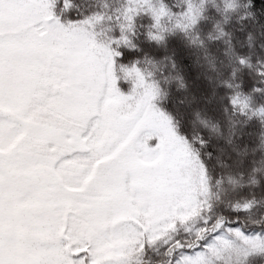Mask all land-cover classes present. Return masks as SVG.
Returning a JSON list of instances; mask_svg holds the SVG:
<instances>
[{
  "label": "snow or ice",
  "instance_id": "1",
  "mask_svg": "<svg viewBox=\"0 0 264 264\" xmlns=\"http://www.w3.org/2000/svg\"><path fill=\"white\" fill-rule=\"evenodd\" d=\"M71 7L0 0V264H132L205 206L196 185L207 184V167L139 70L122 65L118 43L128 37L100 41L93 29L103 16L66 17ZM253 115L264 120V107ZM228 231L246 254L264 253V233ZM208 235L206 219L195 244L175 241V264L239 247L223 235L203 243Z\"/></svg>",
  "mask_w": 264,
  "mask_h": 264
},
{
  "label": "trees",
  "instance_id": "2",
  "mask_svg": "<svg viewBox=\"0 0 264 264\" xmlns=\"http://www.w3.org/2000/svg\"><path fill=\"white\" fill-rule=\"evenodd\" d=\"M61 11L66 17L102 15L93 29L102 42L128 37V43H118L122 65L139 70L144 85L156 93L155 105L207 167L202 214L134 252L132 264H175L181 255V250L169 255L175 241L195 244L206 219L209 235L203 243L229 234L239 246L210 254L207 264H264V253L246 254L242 241L228 231L239 227L250 236L264 233V120L253 115L264 107V92L253 91L264 88V76L258 75L264 70V0H72L71 9ZM192 15L198 17L195 25ZM193 54L216 70V92L196 79ZM240 57L247 63L242 65ZM232 97L247 98L248 107L233 106ZM249 203L247 211L236 210ZM222 219L229 223L213 232L214 222Z\"/></svg>",
  "mask_w": 264,
  "mask_h": 264
},
{
  "label": "rangeland",
  "instance_id": "3",
  "mask_svg": "<svg viewBox=\"0 0 264 264\" xmlns=\"http://www.w3.org/2000/svg\"><path fill=\"white\" fill-rule=\"evenodd\" d=\"M196 54H193L194 56V61L191 60V65L193 67H196V72L198 73L196 79H203L205 83H207V89H210L211 91L216 92L217 91V85L219 84L218 80H216L215 76H217L216 70L211 66L208 61H203L202 63L198 60L197 56L195 57ZM206 89V90H207ZM194 123H199L197 119H194ZM226 142L228 143L229 141L226 139ZM204 184L197 183L196 185V191L200 194V197L204 195ZM231 234H235L234 232H229ZM229 236V234H226ZM226 236V237H227ZM228 238V237H227ZM229 240V238H228ZM230 241V240H229ZM208 260V258H207ZM133 261V258H132Z\"/></svg>",
  "mask_w": 264,
  "mask_h": 264
}]
</instances>
